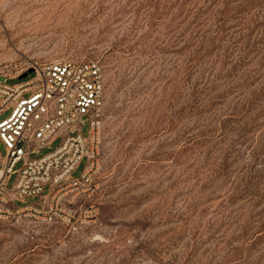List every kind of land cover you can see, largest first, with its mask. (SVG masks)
Returning a JSON list of instances; mask_svg holds the SVG:
<instances>
[{
	"label": "rangeland",
	"instance_id": "374dc122",
	"mask_svg": "<svg viewBox=\"0 0 264 264\" xmlns=\"http://www.w3.org/2000/svg\"><path fill=\"white\" fill-rule=\"evenodd\" d=\"M26 59L97 62L103 127L86 192L0 221V264H264V0H0Z\"/></svg>",
	"mask_w": 264,
	"mask_h": 264
},
{
	"label": "built area",
	"instance_id": "2783aa9c",
	"mask_svg": "<svg viewBox=\"0 0 264 264\" xmlns=\"http://www.w3.org/2000/svg\"><path fill=\"white\" fill-rule=\"evenodd\" d=\"M26 73L22 82L9 84ZM103 107L104 84L97 62H0V116L11 112L0 121V139L7 150L0 167V221L23 212L51 222L57 215V200L70 192H86L84 188L94 174ZM86 122L90 126L87 138L82 132ZM58 137L62 139L58 148L34 157L51 149ZM85 157V172L81 178H74ZM19 162L23 166L15 170ZM13 175H17V181L10 189ZM46 186L48 195H44ZM36 197L37 204L17 205Z\"/></svg>",
	"mask_w": 264,
	"mask_h": 264
},
{
	"label": "water",
	"instance_id": "95a60500",
	"mask_svg": "<svg viewBox=\"0 0 264 264\" xmlns=\"http://www.w3.org/2000/svg\"><path fill=\"white\" fill-rule=\"evenodd\" d=\"M31 72H32V70L29 71V73H31ZM27 76H28V73L24 74V75L21 77V79H24V78H26Z\"/></svg>",
	"mask_w": 264,
	"mask_h": 264
}]
</instances>
